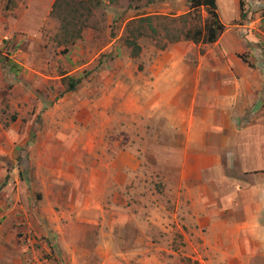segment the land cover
I'll use <instances>...</instances> for the list:
<instances>
[{"label": "rangeland", "instance_id": "obj_1", "mask_svg": "<svg viewBox=\"0 0 264 264\" xmlns=\"http://www.w3.org/2000/svg\"><path fill=\"white\" fill-rule=\"evenodd\" d=\"M69 1L56 15L51 8L30 17L15 11L21 2L0 0V28L8 30L0 33V122L10 139L7 160L0 153V233L20 242L24 264H136L145 257L193 264L175 254L173 216L182 206L176 193H163L166 179L176 184L168 178L179 167L176 146L145 137V103L155 99L148 75L160 50L145 35L138 57L126 45L132 19L170 20L188 11V0ZM216 2L226 28L264 17L263 8L245 19V0ZM169 20L161 19L180 26ZM74 28L81 32L70 42ZM147 128L160 134L159 121ZM13 178L24 181L21 194L4 190ZM132 228H148L150 236L132 238Z\"/></svg>", "mask_w": 264, "mask_h": 264}, {"label": "crops", "instance_id": "obj_2", "mask_svg": "<svg viewBox=\"0 0 264 264\" xmlns=\"http://www.w3.org/2000/svg\"><path fill=\"white\" fill-rule=\"evenodd\" d=\"M15 1L21 2L14 8L20 16L40 17L55 0ZM245 1V19L264 8V0ZM254 17L237 28L225 27L211 44H170L154 57L148 75L155 99L145 103V137L151 144L160 137V144L176 146L179 167L168 174L176 184L166 179L163 193H176L182 206L173 216L180 243L174 253L193 264H264V28L257 26L264 27V17ZM183 45L186 51L180 50ZM153 121H159V135L147 128ZM0 135V153L7 160L9 135L4 130ZM5 171L0 167V176ZM24 186L13 178L4 190L16 188L18 195ZM140 230L136 234L132 228V238L150 236V229ZM19 245L0 233V264H24L15 250ZM136 264L153 261L145 257Z\"/></svg>", "mask_w": 264, "mask_h": 264}, {"label": "trees", "instance_id": "obj_3", "mask_svg": "<svg viewBox=\"0 0 264 264\" xmlns=\"http://www.w3.org/2000/svg\"><path fill=\"white\" fill-rule=\"evenodd\" d=\"M187 3L188 11L179 16L170 17V20L165 15H147L132 19V31L129 32V38L126 39V45L130 48L131 56L138 57L141 53V46L138 43V39L144 35L154 39L155 47L160 51L166 49L168 45L182 40L190 41L196 45L211 44L217 41L224 32L225 26L220 19L216 0H188ZM68 5H70L69 0H55L50 13L56 15L58 8H63V6L65 8ZM202 11L207 14L205 18L202 17ZM61 19L65 21V16ZM161 19L176 23L179 22L180 26L169 28L162 23ZM153 21H159V25L162 28H155L152 24ZM74 22L72 21L73 26H75ZM61 28H63V24ZM74 31L69 34L70 42H73L75 37H78L81 32L80 28H74ZM70 85L68 89L72 90L76 84L72 83Z\"/></svg>", "mask_w": 264, "mask_h": 264}, {"label": "built area", "instance_id": "obj_4", "mask_svg": "<svg viewBox=\"0 0 264 264\" xmlns=\"http://www.w3.org/2000/svg\"><path fill=\"white\" fill-rule=\"evenodd\" d=\"M6 39L0 38V55H5L6 47H5Z\"/></svg>", "mask_w": 264, "mask_h": 264}]
</instances>
